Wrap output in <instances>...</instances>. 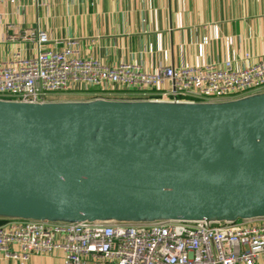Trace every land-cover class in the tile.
Wrapping results in <instances>:
<instances>
[{
	"label": "water",
	"instance_id": "95a60500",
	"mask_svg": "<svg viewBox=\"0 0 264 264\" xmlns=\"http://www.w3.org/2000/svg\"><path fill=\"white\" fill-rule=\"evenodd\" d=\"M264 217V90L213 101L0 98V220Z\"/></svg>",
	"mask_w": 264,
	"mask_h": 264
},
{
	"label": "built area",
	"instance_id": "2783aa9c",
	"mask_svg": "<svg viewBox=\"0 0 264 264\" xmlns=\"http://www.w3.org/2000/svg\"><path fill=\"white\" fill-rule=\"evenodd\" d=\"M12 37L33 40L37 47L47 40L31 27ZM76 83L98 88L86 98L226 100L264 90V57L240 69L226 61L221 67L161 66L155 71L82 58L69 47L38 48L32 56L0 59V98L53 100L54 95L73 94ZM57 248L64 264H254L264 256V217L208 223L174 219L63 223L19 218L0 223V260L25 264L30 254Z\"/></svg>",
	"mask_w": 264,
	"mask_h": 264
},
{
	"label": "crops",
	"instance_id": "0c3cea01",
	"mask_svg": "<svg viewBox=\"0 0 264 264\" xmlns=\"http://www.w3.org/2000/svg\"><path fill=\"white\" fill-rule=\"evenodd\" d=\"M30 27L46 35L43 45L12 37ZM65 47L82 58L136 64L147 71L221 67L226 61L240 69L264 57V0H0V59ZM74 86L73 94L98 91ZM63 260L57 248L32 253L25 264ZM0 264L16 263L2 259ZM254 264H264V256Z\"/></svg>",
	"mask_w": 264,
	"mask_h": 264
},
{
	"label": "rangeland",
	"instance_id": "374dc122",
	"mask_svg": "<svg viewBox=\"0 0 264 264\" xmlns=\"http://www.w3.org/2000/svg\"><path fill=\"white\" fill-rule=\"evenodd\" d=\"M86 97H89L87 95H79V94H71V95H68V94H63V95H54L52 96L51 98L52 99H71V98H86Z\"/></svg>",
	"mask_w": 264,
	"mask_h": 264
},
{
	"label": "trees",
	"instance_id": "16d2710c",
	"mask_svg": "<svg viewBox=\"0 0 264 264\" xmlns=\"http://www.w3.org/2000/svg\"><path fill=\"white\" fill-rule=\"evenodd\" d=\"M3 220H0V223L2 222Z\"/></svg>",
	"mask_w": 264,
	"mask_h": 264
}]
</instances>
